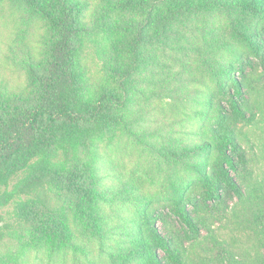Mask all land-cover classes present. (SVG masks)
Masks as SVG:
<instances>
[{
  "label": "trees",
  "instance_id": "1",
  "mask_svg": "<svg viewBox=\"0 0 264 264\" xmlns=\"http://www.w3.org/2000/svg\"><path fill=\"white\" fill-rule=\"evenodd\" d=\"M4 10L15 38L0 74L19 69L24 86L0 78V264L28 251L52 264H264V0ZM156 99L172 118L146 126ZM123 139L146 181H103Z\"/></svg>",
  "mask_w": 264,
  "mask_h": 264
},
{
  "label": "rangeland",
  "instance_id": "2",
  "mask_svg": "<svg viewBox=\"0 0 264 264\" xmlns=\"http://www.w3.org/2000/svg\"><path fill=\"white\" fill-rule=\"evenodd\" d=\"M4 16L3 18L0 19V46L1 49L6 51L12 44V40L15 38L14 32H13V25L8 22L7 18V13L4 10L3 12ZM218 25L221 24L220 19H216L214 21ZM223 25L226 26V20L222 19ZM13 45V44H12ZM2 72L0 74V78L6 83L8 88L10 90H18L19 88H22L24 86V76L23 72L21 70H17L14 68L10 67H4L2 66ZM190 75L189 73H187ZM169 100L165 99H156L153 102H151L150 105V111L149 114H153V117H148V121L145 122L144 124L146 126H149L152 124L151 118L159 117L162 118V120H166V122H169L167 120H170L172 118L171 113H169ZM161 107L164 109L163 111H160L163 113V115H158L157 110H161ZM173 128L181 130L179 125L173 124ZM126 137V136H125ZM123 137V138H125ZM115 147V146H114ZM108 151V156L109 160L106 161V158H103L99 164L100 167V173L101 175L104 174H109V175H104L103 181L105 183H110V184H115L118 182L116 180V177L114 175H111L112 173L110 171H116L118 174L121 173V176L125 177H131L134 181H146L147 180V174L141 172V171H136L138 168L134 166L135 162H141L146 160V157H143L142 155H137V147L128 139H123L122 141L119 142L118 146L116 147V150L114 152L113 147L111 146L110 148L107 147ZM10 210V207L6 209L4 213ZM228 232V231H227ZM227 234V233H226ZM237 238L240 240V244H237L239 248V252L241 254H244L245 251H248L249 254V259L255 257V253L253 250H250L248 245L245 243L246 238L240 237L237 235ZM7 245L8 247L6 249L7 253L13 254L18 250V242L16 238H12L7 240ZM6 245V246H7ZM2 254H5V248H2ZM27 254V264H52L49 262L48 258L46 255L41 256V262L37 261L34 257V253L32 251L26 252ZM66 264H70L69 261H66Z\"/></svg>",
  "mask_w": 264,
  "mask_h": 264
}]
</instances>
